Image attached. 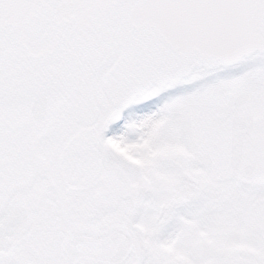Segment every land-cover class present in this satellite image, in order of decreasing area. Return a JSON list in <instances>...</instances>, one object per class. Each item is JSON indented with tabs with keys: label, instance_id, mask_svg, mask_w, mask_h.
<instances>
[{
	"label": "snow or ice",
	"instance_id": "obj_1",
	"mask_svg": "<svg viewBox=\"0 0 264 264\" xmlns=\"http://www.w3.org/2000/svg\"><path fill=\"white\" fill-rule=\"evenodd\" d=\"M0 264H264V0H0Z\"/></svg>",
	"mask_w": 264,
	"mask_h": 264
}]
</instances>
